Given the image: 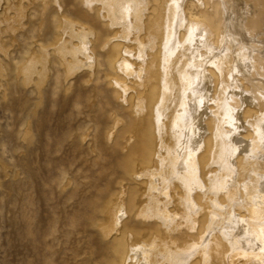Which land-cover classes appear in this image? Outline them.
Returning <instances> with one entry per match:
<instances>
[{
  "label": "bare ground",
  "instance_id": "bare-ground-1",
  "mask_svg": "<svg viewBox=\"0 0 264 264\" xmlns=\"http://www.w3.org/2000/svg\"><path fill=\"white\" fill-rule=\"evenodd\" d=\"M20 1L0 11L3 57L4 35L27 17ZM72 1L74 16L56 15L52 43L32 39L15 76L39 93L51 56L65 81L106 67L130 118L120 128L114 114L107 138L136 139L133 186L120 185L99 225L118 264H264V0ZM7 72L0 58L3 98Z\"/></svg>",
  "mask_w": 264,
  "mask_h": 264
},
{
  "label": "rangeland",
  "instance_id": "rangeland-1",
  "mask_svg": "<svg viewBox=\"0 0 264 264\" xmlns=\"http://www.w3.org/2000/svg\"><path fill=\"white\" fill-rule=\"evenodd\" d=\"M39 1L19 2L27 9L25 27L4 35L9 53L0 55L8 71L6 96L0 92V158L7 168V173L0 170V264H118L119 248L99 225L120 185L133 186L136 139L109 140L106 133L114 114L120 128L130 118L107 83L105 66L98 80L86 83L78 71L65 81L62 66L51 56L39 93L15 76V67L35 48L32 39L52 43L56 15L74 16L75 1L59 0V7L51 0L44 10ZM25 128L32 135L28 141L21 136ZM128 229L138 235L140 220H131Z\"/></svg>",
  "mask_w": 264,
  "mask_h": 264
}]
</instances>
